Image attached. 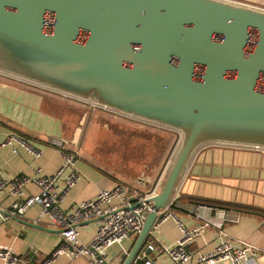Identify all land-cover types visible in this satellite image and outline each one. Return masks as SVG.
Masks as SVG:
<instances>
[{"label":"water","instance_id":"water-1","mask_svg":"<svg viewBox=\"0 0 264 264\" xmlns=\"http://www.w3.org/2000/svg\"><path fill=\"white\" fill-rule=\"evenodd\" d=\"M0 71L181 133L123 264L149 237L199 147L264 148V10L254 7L0 0Z\"/></svg>","mask_w":264,"mask_h":264},{"label":"crops","instance_id":"crops-1","mask_svg":"<svg viewBox=\"0 0 264 264\" xmlns=\"http://www.w3.org/2000/svg\"><path fill=\"white\" fill-rule=\"evenodd\" d=\"M82 104L85 103L0 71V142L9 134H15L40 152L35 157L19 142L1 146L0 177H32L55 172L62 164V152L50 144L48 138L58 137L68 148L78 135V123L85 110ZM76 169L81 178L59 204L64 211L118 182L132 189L138 188L141 192L159 188L165 173L164 167L153 176L139 175L125 180L84 157L77 160ZM177 190L179 196L162 212H169L175 218L159 217L153 234L138 248L131 264L143 253L152 258L153 264H170L169 257L161 252L160 246L170 245L180 237L177 221L187 229L203 226L201 233L187 245L191 257L185 264H198L197 256L211 252L220 234L234 244L243 240L256 245L258 253L248 264H264V214L236 207H207L195 203L199 199L214 200L247 205L264 212V150L217 143L203 145L194 152ZM37 191V186L28 182L22 197ZM15 199L9 192V186L3 187L0 190V209L10 208ZM96 226L94 219L81 224L80 242H89ZM59 229L55 218L42 211L40 205L34 204L25 210L22 218L9 217L0 221V247L10 248L21 257V261L14 264H40L61 242ZM136 237L137 234H132L120 244L108 248L112 264L124 263ZM149 242L156 243V247L153 250L147 247L143 251ZM0 264L12 263L0 259ZM53 264L91 263L85 256L74 257L69 246L66 252L55 258ZM220 264L229 263L224 261Z\"/></svg>","mask_w":264,"mask_h":264},{"label":"built area","instance_id":"built-area-1","mask_svg":"<svg viewBox=\"0 0 264 264\" xmlns=\"http://www.w3.org/2000/svg\"><path fill=\"white\" fill-rule=\"evenodd\" d=\"M33 83L46 87L35 82ZM46 88L69 99L83 103H94L92 105H97L98 108L117 111L63 91L49 87ZM123 114L128 115L126 113ZM151 123L160 125L154 122ZM13 142L21 143L35 157L40 155V152L34 146L15 134L6 136L0 142V147L12 144ZM48 142L62 152L61 166L55 172L48 175L0 177V190L5 186H9L10 194L16 198L10 208L0 209V221L6 220L9 217L22 218L28 207L38 204L42 211L50 213L55 218V221L60 226L62 238V241L44 257L40 264H53L55 258L59 254L66 252L69 246L72 249L74 257L85 256L91 264H112L107 253L108 248L114 244H120L124 239L130 237V235L140 232L146 215L153 209L152 202L149 199L156 194L158 188H154L148 192H141L138 188L132 189L127 184L118 182L111 188L100 190L92 198L76 203L69 211L61 210L59 204L81 178L79 171L76 169V162L80 158V155L77 150L67 148L65 142L58 137L50 136ZM244 147L264 150L263 147ZM138 179L140 180V178ZM28 182L34 183L38 191L23 198V189ZM178 196L179 193L176 190L172 201L158 214V219L155 221L149 235H152L153 230L157 227L159 217L161 219L168 216L174 217L169 212L164 214L162 212ZM92 219L97 221L95 234L89 242L82 243L79 239V226ZM177 224L181 233L180 237L170 245H161L160 249L162 253L169 257L170 264H185L191 257L187 245L201 233L203 226L187 229L179 221H177ZM147 247L153 250L156 247V243L149 242ZM258 250L259 248L256 245L248 241L242 240L238 244H234L225 238L224 234H220L213 250L209 253L199 254L196 260L198 264H220L224 261H227L229 264H248L250 259L256 257ZM0 259L12 264L21 261V257L18 254L6 247H0ZM132 264H153V261L151 257L143 253Z\"/></svg>","mask_w":264,"mask_h":264},{"label":"rangeland","instance_id":"rangeland-1","mask_svg":"<svg viewBox=\"0 0 264 264\" xmlns=\"http://www.w3.org/2000/svg\"><path fill=\"white\" fill-rule=\"evenodd\" d=\"M230 1L264 10V0ZM92 104H82L85 110L78 123L77 140L68 145L81 159L125 180L153 176L169 165L180 142L179 131Z\"/></svg>","mask_w":264,"mask_h":264},{"label":"trees","instance_id":"trees-1","mask_svg":"<svg viewBox=\"0 0 264 264\" xmlns=\"http://www.w3.org/2000/svg\"><path fill=\"white\" fill-rule=\"evenodd\" d=\"M195 203L207 204L209 206L219 207V208L236 207V208L244 209L245 211H248V212L255 213V211H256L258 213L264 214V212H262L261 210L254 209L253 207H250V206H247V205L230 204L228 202H221V201H214V200H206V199L196 200Z\"/></svg>","mask_w":264,"mask_h":264}]
</instances>
